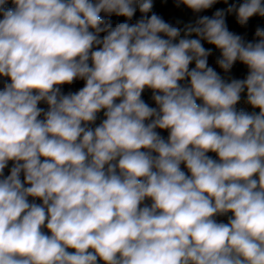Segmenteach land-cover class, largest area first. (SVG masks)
I'll list each match as a JSON object with an SVG mask.
<instances>
[{
	"label": "clouds",
	"instance_id": "obj_1",
	"mask_svg": "<svg viewBox=\"0 0 264 264\" xmlns=\"http://www.w3.org/2000/svg\"><path fill=\"white\" fill-rule=\"evenodd\" d=\"M173 3L0 0V264H264V0Z\"/></svg>",
	"mask_w": 264,
	"mask_h": 264
},
{
	"label": "trees",
	"instance_id": "obj_2",
	"mask_svg": "<svg viewBox=\"0 0 264 264\" xmlns=\"http://www.w3.org/2000/svg\"><path fill=\"white\" fill-rule=\"evenodd\" d=\"M182 7V6H181ZM222 7H226L224 4H217L215 5L212 9L207 10L203 13H201L200 15H212V13L216 10V8H222ZM180 9V8H179ZM178 10V8H176L175 4L173 3V0H153V11L156 12L158 15L162 16L167 22L172 23L173 22V15L175 14V12ZM190 11V10H189ZM190 13L193 16V20L195 19V15L190 11ZM140 15L139 11H137V17L138 18ZM113 23L117 22V21H122L125 18L123 17H111ZM135 19V18H134ZM134 22V21H133ZM264 22V17H259V16H254L252 18H250L249 20V24L248 26L245 27H241L236 23L235 17L233 15H230L227 17V23L229 26V29L231 31H234L238 34H241L242 36H244V38L246 40H252L254 38V32H255V28L257 26H261V23ZM206 47H209L208 45H205ZM218 52H214V56L218 55ZM209 63L211 65H214V57H211L209 60ZM218 71H220L219 69H217ZM247 74V69L245 66L240 65L239 63L234 67L233 70V75L236 78H244V76ZM5 79V78H0V80ZM83 86V81H76L73 85H65L63 86V90L65 92L68 91H76L79 88H81ZM151 94L150 92H145L144 94V99L152 104L153 102L151 101L150 98ZM41 107H45L46 105L41 104ZM154 106V105H153ZM165 136L167 135V133H163ZM209 155H212L215 158V154L209 153ZM8 170H5V173L7 174Z\"/></svg>",
	"mask_w": 264,
	"mask_h": 264
},
{
	"label": "rangeland",
	"instance_id": "obj_3",
	"mask_svg": "<svg viewBox=\"0 0 264 264\" xmlns=\"http://www.w3.org/2000/svg\"><path fill=\"white\" fill-rule=\"evenodd\" d=\"M177 19H181L183 20L184 22H188V21H191L193 20V16L192 14L190 13V11L186 8H184L183 6L178 9L175 14L173 15V24L175 23V21ZM99 122V121H98Z\"/></svg>",
	"mask_w": 264,
	"mask_h": 264
},
{
	"label": "built area",
	"instance_id": "obj_4",
	"mask_svg": "<svg viewBox=\"0 0 264 264\" xmlns=\"http://www.w3.org/2000/svg\"><path fill=\"white\" fill-rule=\"evenodd\" d=\"M238 107H240V108H245V109L248 110V111H251V110H252L250 107H248L247 105H245V104H243V103H241L240 105H238Z\"/></svg>",
	"mask_w": 264,
	"mask_h": 264
},
{
	"label": "crops",
	"instance_id": "obj_5",
	"mask_svg": "<svg viewBox=\"0 0 264 264\" xmlns=\"http://www.w3.org/2000/svg\"><path fill=\"white\" fill-rule=\"evenodd\" d=\"M8 6H11V4H9ZM261 27H264V22L261 23Z\"/></svg>",
	"mask_w": 264,
	"mask_h": 264
}]
</instances>
